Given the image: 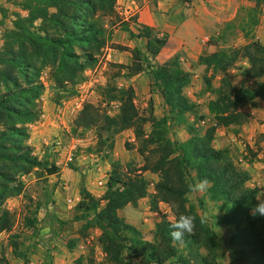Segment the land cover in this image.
Masks as SVG:
<instances>
[{"label":"trees","instance_id":"obj_1","mask_svg":"<svg viewBox=\"0 0 264 264\" xmlns=\"http://www.w3.org/2000/svg\"><path fill=\"white\" fill-rule=\"evenodd\" d=\"M117 1H15L28 15H16L14 28L5 33L4 48L0 51V234H9L13 256L23 259L25 264L29 260L22 251L24 241L21 234L13 233L15 217L6 203L24 192L22 176L34 172H40L41 177L60 173L56 163L40 159L29 145L30 125L42 116L39 106L45 92L42 74L48 70L55 83L56 104L74 97L77 87L85 82V72L99 63L107 47L104 19L116 16ZM181 1L191 4L195 0ZM263 6L264 0H256L254 7L242 10L245 15L226 23L225 34L229 30L234 34L238 31L249 40L247 44L218 49L199 58V64L210 74L204 77L206 91L213 95L207 105L212 125L204 132L190 118H203L198 115L199 104L186 94L193 81L192 73L183 68L178 55L162 65L155 63L168 44L167 37H158L148 26L139 27L136 33L129 23H121L133 39L146 40V49H136L131 64L115 65L118 71L104 94L108 105L117 104L118 112L112 115L99 105L86 104L73 129L78 139L93 132L96 143L87 149L88 154L103 156L111 166L101 197L95 196L83 179L80 201L72 218L73 222L81 223L82 239L91 230L101 232L98 243L108 264H224L218 235L201 217L188 194L189 186L204 178L211 182L207 190L210 200L218 205L225 224L234 227V238L248 251L252 264H264V217L250 215L259 189L249 186L251 174L238 167L227 149L214 146L218 129L240 128L247 120L241 110L259 100L264 103V44L255 38ZM213 42L219 46L217 40ZM122 48L117 47L125 50ZM241 60L248 64L241 67L242 75L247 82H253L254 88L237 87L230 79V71ZM141 73L150 76L151 94H159L164 101L162 117L155 114L152 98L147 109L141 111L132 86L118 87L112 83ZM219 76V86L214 87L213 81ZM175 126L185 129L189 139L173 140L171 130ZM126 131H133L139 143L138 152L144 160L139 169L132 163L125 167L112 156L117 137ZM147 173L158 177L152 192ZM144 199L153 213H160L161 204L170 206L175 218L171 221L162 216L155 226L153 241L145 240L142 232L121 216L128 206L137 209ZM42 208L38 203L33 211L28 209L25 228L38 230ZM181 214L196 216V229L177 244L170 238V225ZM77 243L78 239L69 241V249L74 250ZM0 264H10L4 252ZM75 264H86L85 257H79Z\"/></svg>","mask_w":264,"mask_h":264},{"label":"rangeland","instance_id":"obj_2","mask_svg":"<svg viewBox=\"0 0 264 264\" xmlns=\"http://www.w3.org/2000/svg\"><path fill=\"white\" fill-rule=\"evenodd\" d=\"M15 1L22 0H0V51L4 48L5 33L14 28L13 22L17 18L16 15L20 14L22 17L28 15V12L17 6ZM178 1L180 5L184 4L181 0ZM222 3L227 9L226 15H224L227 20L217 22L212 30L207 29L203 33L197 34L193 37L195 38L194 42L197 41V43L205 45L203 38L209 37L206 46L212 45L216 50L247 44L249 40H246L240 32L237 31L234 34L229 30L225 34L224 30L226 23L245 15L242 13L244 8L254 7L256 0H233L228 3L222 1ZM122 6L123 4L118 0L116 16L104 19L109 38L107 47L99 57V63L85 72V82L77 87V94L74 97L63 99L59 104H56L55 83L48 70H44L42 74L41 80L45 85V92L39 102L42 116L37 123L30 125L29 145L40 159L56 163L60 168V173L56 176L41 177L40 172H34L31 175L22 176L24 192L18 197L8 199L6 203V207L15 217L13 233L21 234L22 241H24L22 251L27 253L29 264L37 263V261H43L42 264H75V261L82 256L85 257L86 264H108L98 243L101 232L91 230L86 239L80 238L81 223L72 221L75 206H71L69 200L73 199L77 204L83 179L86 185L88 184L95 191L97 188L106 190V181L111 170L110 163L103 156L90 155L87 152V149L96 143L93 132H89L84 139H78L73 133L76 117L89 103L101 106L112 115L116 114L118 112L117 104L108 105L109 100L104 94L108 83L112 81V76L118 71L115 65H120L117 61L121 59L124 60L125 65L131 64L135 60L134 51L146 49L145 40L133 39L130 33L122 29L121 23H129L130 28L134 25L139 29L135 25L137 17L129 14L127 20V16L123 14ZM3 10L6 15H3ZM262 10L255 38L264 44V6ZM186 12L187 9L184 10V14ZM223 34L224 38L221 39ZM190 39L188 38V41ZM215 40L219 42L218 47L213 42ZM117 47H124L122 49L125 50L117 49ZM247 66V62L241 60L230 71V79L235 86L255 87L253 82H247L242 75L241 67ZM205 75L210 74L205 72L202 81L194 80L191 86L186 89V94L199 104L198 115L206 120V123L202 124L203 118L197 120L194 116H190L191 122H195L196 127L202 132L212 125V115L207 105L213 99V95L206 91ZM219 81L220 76L214 79L213 86L218 87ZM112 83L118 87H126L125 79H117ZM150 83L146 88L139 86V89L135 90V102L141 111L147 109L152 98ZM241 111L247 116L246 122L240 128L218 129L214 146L217 149H227L238 167L251 174L249 186L258 188L259 192H264V103L259 100ZM158 114L160 115L158 117H162L164 111L159 108ZM147 131H151L150 125L147 126ZM171 136L177 142H184L190 137L185 129L176 126L172 127ZM138 148L139 143L136 141L133 131H129L124 137L118 136L112 156L125 167L132 163L133 167L139 169L144 160L139 154ZM145 175L150 182V191L152 192L158 177L151 173ZM189 198L196 205L201 217L218 235L224 264H252L248 251L234 238L236 234L234 227L225 224L223 213L219 210L218 205L210 200L207 191L193 193ZM38 203H41L43 208L38 214V230L34 232L33 229L24 227L25 217L29 215L28 209L33 211ZM163 215L171 221L175 219L171 207L166 204L160 205V213H153L147 208V204L142 203L137 209H125L121 214L127 223L142 232L147 241H153L155 226L161 221ZM61 222H64V225H61ZM75 239H78L77 246L74 250H70L68 242ZM8 241V233L0 234V255L4 252L10 264L13 262L25 264L23 259L13 256Z\"/></svg>","mask_w":264,"mask_h":264},{"label":"crops","instance_id":"obj_3","mask_svg":"<svg viewBox=\"0 0 264 264\" xmlns=\"http://www.w3.org/2000/svg\"><path fill=\"white\" fill-rule=\"evenodd\" d=\"M191 4H179L178 0H144L138 2L136 0H120L123 4V14L127 16L137 17L136 26H148L152 28L158 37L167 36L168 44L165 46L161 53L156 57L155 63L159 65L164 64L173 56L178 55L182 62L183 68L191 72L193 75V81H202L203 74L205 73V67L199 64V58L204 54H211L216 51L212 46H206L200 44L197 41L194 42V36L199 33H203L207 29L212 30L214 24L217 22L226 21V7L222 1L231 2L233 0H195ZM190 8V9H188ZM187 9L186 14L184 10ZM182 13V14H180ZM131 29L138 33L136 27L131 26ZM188 38H191L188 41ZM145 39H140L144 41ZM146 41V40H145ZM120 64H124V60L117 61ZM150 83V76L148 73H141L130 79L125 80V86H132L135 90L139 89V86L148 87ZM155 104V114H158V109L164 110V101L159 94H151ZM129 131L122 133L120 136L124 137ZM118 138V137H117ZM107 182V181H106ZM87 188L97 197H101L105 188H97L93 190L88 184ZM77 204L80 201V193L77 198ZM147 204V208L150 209L147 199H144L140 204ZM74 202V205H77ZM132 208L128 206L126 209ZM156 215V214H155ZM43 262V261H42ZM42 262H33L32 264H42ZM19 264L13 262V264Z\"/></svg>","mask_w":264,"mask_h":264},{"label":"clouds","instance_id":"obj_4","mask_svg":"<svg viewBox=\"0 0 264 264\" xmlns=\"http://www.w3.org/2000/svg\"><path fill=\"white\" fill-rule=\"evenodd\" d=\"M210 180L204 178L198 180L195 184L189 186V195L193 193H203L208 190ZM257 203L250 208V215L252 217H264V192H259L256 195ZM197 217L192 215L181 214L175 223L170 225V238L173 243H182L185 234H192L196 229Z\"/></svg>","mask_w":264,"mask_h":264},{"label":"built area","instance_id":"obj_5","mask_svg":"<svg viewBox=\"0 0 264 264\" xmlns=\"http://www.w3.org/2000/svg\"><path fill=\"white\" fill-rule=\"evenodd\" d=\"M208 42H209V37H204V38H203V43L206 44V43H208ZM205 123H206V120H203V121H202V124H205ZM69 160L71 161L72 159L70 158ZM69 203L71 204V206H73V207L75 206V205H74V201H73V199H70V200H69Z\"/></svg>","mask_w":264,"mask_h":264}]
</instances>
